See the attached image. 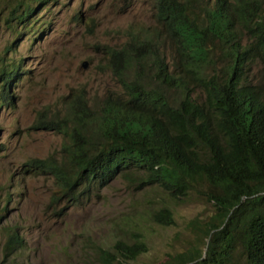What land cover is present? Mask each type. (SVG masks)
Wrapping results in <instances>:
<instances>
[{"label": "trees", "instance_id": "obj_1", "mask_svg": "<svg viewBox=\"0 0 264 264\" xmlns=\"http://www.w3.org/2000/svg\"><path fill=\"white\" fill-rule=\"evenodd\" d=\"M153 2L152 21L129 25L125 40L106 48L118 90L89 102L79 88L65 95L61 113L36 110L28 128L55 131L63 141L55 154L22 165L50 177L46 204L56 216L118 176L135 190L156 186L173 198L196 191L213 211L189 217L184 228L193 242L166 262L264 264V80L252 72L255 65L264 71V0ZM24 7L14 6L10 18L21 20ZM11 76L0 83L3 100ZM150 217L173 222L166 205ZM2 230L0 263L23 245L17 228ZM127 236L110 249L95 245L97 261L129 264L148 250L139 230Z\"/></svg>", "mask_w": 264, "mask_h": 264}, {"label": "rangeland", "instance_id": "obj_2", "mask_svg": "<svg viewBox=\"0 0 264 264\" xmlns=\"http://www.w3.org/2000/svg\"><path fill=\"white\" fill-rule=\"evenodd\" d=\"M152 1L0 0V83L7 71L13 74L8 100L0 97V258L5 226L23 237V246L0 264H10L12 257L15 264H101L94 246L110 249L132 229L143 234L148 250L129 264H163L193 242L184 228L189 217L212 213L213 206L196 191L173 198L156 186L135 190L118 176L56 216L46 204L54 189L50 177L22 170L29 157L55 154L63 141L55 131L28 128L36 110L61 113L65 95L79 88L89 102L118 90L106 48L124 41L129 25L152 21ZM24 3L29 10L22 19L10 18L14 6L24 13ZM252 72L255 80H264L258 65ZM167 95L170 102L178 96L174 89ZM160 205L173 214L169 226L150 217Z\"/></svg>", "mask_w": 264, "mask_h": 264}, {"label": "clouds", "instance_id": "obj_3", "mask_svg": "<svg viewBox=\"0 0 264 264\" xmlns=\"http://www.w3.org/2000/svg\"><path fill=\"white\" fill-rule=\"evenodd\" d=\"M154 2L152 1V4H153ZM152 14H153V8H152ZM84 61V60H83ZM22 170L23 171H26L27 169H25L24 168V166L22 167ZM37 173H40V174H42L41 172H37ZM45 175V174H44ZM67 210V209H66ZM65 211V210H64ZM211 232V230L209 231V233ZM209 233L207 234V237L205 238V243L207 244V240H208V236H209ZM19 235L20 236H22V234L21 233H19ZM23 238V237H22ZM204 243V245H203V247L205 246V248H204V250H203V247H202V250H201V254H200V256L198 257V258H200L201 256H203L204 255V253H205V249H206V244ZM23 246V245H22ZM20 249V248H19ZM190 261H188V262H186L185 264H188Z\"/></svg>", "mask_w": 264, "mask_h": 264}, {"label": "water", "instance_id": "obj_4", "mask_svg": "<svg viewBox=\"0 0 264 264\" xmlns=\"http://www.w3.org/2000/svg\"><path fill=\"white\" fill-rule=\"evenodd\" d=\"M81 64L84 65V64H85V61H82ZM205 244H206V243H205ZM204 248H205V246L203 247V250H204Z\"/></svg>", "mask_w": 264, "mask_h": 264}]
</instances>
